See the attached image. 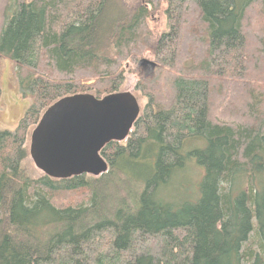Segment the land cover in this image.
I'll use <instances>...</instances> for the list:
<instances>
[{
    "label": "trees",
    "instance_id": "1",
    "mask_svg": "<svg viewBox=\"0 0 264 264\" xmlns=\"http://www.w3.org/2000/svg\"><path fill=\"white\" fill-rule=\"evenodd\" d=\"M148 56L106 172L34 177L23 144L42 112L119 91ZM2 67L23 112L0 129V264H264V0H0ZM192 160L199 198L179 201Z\"/></svg>",
    "mask_w": 264,
    "mask_h": 264
},
{
    "label": "water",
    "instance_id": "2",
    "mask_svg": "<svg viewBox=\"0 0 264 264\" xmlns=\"http://www.w3.org/2000/svg\"><path fill=\"white\" fill-rule=\"evenodd\" d=\"M152 66L155 63L141 59ZM140 113L137 98L117 91L100 98L76 93L59 98L41 114L29 137V158L45 176L64 179L106 172L101 149L125 140Z\"/></svg>",
    "mask_w": 264,
    "mask_h": 264
},
{
    "label": "rangeland",
    "instance_id": "3",
    "mask_svg": "<svg viewBox=\"0 0 264 264\" xmlns=\"http://www.w3.org/2000/svg\"><path fill=\"white\" fill-rule=\"evenodd\" d=\"M165 26L166 22L164 16L162 14L157 15L153 23L151 24L153 35L156 37L158 33L165 29ZM148 59L152 60V57L148 56ZM143 69L142 66L138 67L136 63L129 64L126 67L124 81L119 88V91H129L137 98L140 106V112L146 104L147 98L143 96L139 91V88L137 87V78H144L147 75H150L152 66L148 64ZM0 70V77L5 81L4 98H6L3 99V95L2 97L0 96V129L12 131L14 129L15 123L18 122L23 112V101L19 99V92H17V86L14 81L13 74L10 72H6L4 70V67H2ZM12 95L15 96L13 99L11 98ZM32 129V127L28 129L23 147L26 151L27 164L30 167L34 168L32 169V175L34 177H40L43 175V173L34 167L28 153L29 137ZM200 147H202V144L200 142L193 141L186 145V150L190 151L192 149ZM193 162L194 160H192V162L187 166L184 174L179 178L180 180L178 179V181L176 182L177 187H179L180 183L178 198L179 201L194 202L199 198V185L204 175V169L195 166ZM141 252L150 254L152 256H157L160 252V245L155 241H148L142 248Z\"/></svg>",
    "mask_w": 264,
    "mask_h": 264
},
{
    "label": "flooded vegetation",
    "instance_id": "4",
    "mask_svg": "<svg viewBox=\"0 0 264 264\" xmlns=\"http://www.w3.org/2000/svg\"><path fill=\"white\" fill-rule=\"evenodd\" d=\"M147 65H148V63L143 62V63H142V69L145 68ZM143 70H144V69H143Z\"/></svg>",
    "mask_w": 264,
    "mask_h": 264
}]
</instances>
